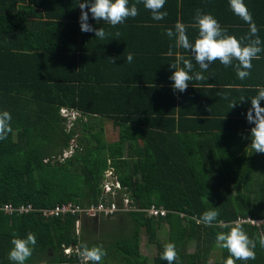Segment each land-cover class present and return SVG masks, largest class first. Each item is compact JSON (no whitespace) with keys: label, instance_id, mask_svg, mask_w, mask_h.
Here are the masks:
<instances>
[{"label":"trees","instance_id":"16d2710c","mask_svg":"<svg viewBox=\"0 0 264 264\" xmlns=\"http://www.w3.org/2000/svg\"><path fill=\"white\" fill-rule=\"evenodd\" d=\"M225 2L230 5L227 0L222 6ZM243 2L256 16L252 20L264 49V0ZM133 3L129 0V6ZM180 4L185 0H166L162 11L167 16L160 21L138 4L139 14L115 27L96 21L89 12L93 28L111 33L101 40L94 32L81 31L76 0H28L18 9L11 0H0V112L6 110L12 117V132L0 140V207L33 208L11 215L0 210V264H14L8 258L13 234L26 238L28 233L35 234L37 244L25 264H91L80 256L81 243L103 246L101 264H148L139 249L140 231L154 242L163 227L164 243L156 242L152 264H167L161 255L169 242L178 253L175 264H207L209 258V264H224L229 253L216 245V235L229 231L225 225L246 218L263 221L259 226L242 223L257 242L256 258L236 264H264L259 244L264 234V153L240 146V137L254 126L246 118L250 98L258 94L257 86L264 87V51L252 60L259 82L243 91L231 90L229 100L237 101V111L226 114L188 116L182 106L138 113V104L122 100L140 94V89L126 93L107 76L105 55L118 53L120 39L145 30L168 43L165 32L174 30L178 20L186 26L195 22V14L184 13L180 19L172 15L171 7ZM223 24L237 39L249 32L241 18ZM63 110L78 111L86 120L78 117L67 130ZM107 124L117 130L113 141L105 140ZM72 142V155L60 161ZM109 169L134 204L161 206L167 215L154 220L142 212L121 213L122 225L130 223L132 230L128 238L113 243L98 235L96 218L83 222L86 235H76L74 217L42 216V209L67 202L96 204ZM213 208L219 216L212 226L198 222ZM105 226L99 225L100 231ZM64 247L74 251L65 254Z\"/></svg>","mask_w":264,"mask_h":264},{"label":"clouds","instance_id":"9594fccd","mask_svg":"<svg viewBox=\"0 0 264 264\" xmlns=\"http://www.w3.org/2000/svg\"><path fill=\"white\" fill-rule=\"evenodd\" d=\"M165 2L166 0H135V3L129 6V0H76L81 10L79 18L81 31L94 32L95 37L101 40L106 39L111 33L101 27L98 29L93 28L88 23L89 12L96 21H104L115 27L122 24L129 17L135 18L139 14L138 4H143V7L150 11L153 20H163L167 16V12L162 11ZM229 4L233 13L249 24V32L246 36L237 39L235 36L228 35L227 30L223 29L211 14L203 13L199 9L196 11L194 17L195 23L192 25V27L198 28V36L194 43L190 41L187 34L188 26L179 21L175 24L174 30L172 28L166 30V36L170 39H175L176 47L191 51V57H194L195 62L201 70L193 73L192 60L178 56V62L170 65L171 68L175 69L170 76V80L174 82L172 84L174 91L178 90L183 93L188 88L190 81H204L206 77L203 73L209 69L210 64L217 60L225 68L233 65V61H236L234 67L238 78L244 80L249 77L252 60L259 59V53L264 51L261 47L262 41L258 36V29L252 20V14L243 0H229ZM116 35H119V32ZM172 54L170 48L168 55L171 56ZM132 60L133 55L128 53L126 55V62L131 63ZM180 61L183 62V67L178 66ZM112 62L114 63L113 60ZM190 73L192 74L190 75ZM257 92V95L250 98L251 108L248 109L246 115L247 121L254 125L250 129L251 144L249 147L256 153H264V107L261 106V101H264V87L257 86ZM223 98L229 100L227 95ZM244 100L245 98L241 97L240 101ZM236 104V100H229L228 106L232 109ZM77 115L74 116L72 122L77 119ZM11 120L12 117L8 111L0 112V140L6 139L8 134L12 132ZM69 150L71 154L63 157V154ZM65 152H63L61 158H68L72 155L71 146ZM218 216V211L213 208L205 211L198 222L203 223L205 226H212L217 221ZM225 227L229 228V231H221L216 235V245L226 249L229 253L224 264H236L238 260H255L257 242L248 236L242 226V222L237 220L229 225H225ZM11 244L13 247L9 251V260L14 262V264H25L32 256L37 239L34 233H28L26 238H19L13 234ZM259 244L264 248V236L259 238ZM70 249V253H72L74 248L70 247ZM105 255L106 250L102 245L92 247H89L86 243H81L80 245V256L86 262L101 264L102 258ZM161 259L167 261V264H175L178 260V253L174 243L169 242L164 246Z\"/></svg>","mask_w":264,"mask_h":264},{"label":"crops","instance_id":"0c3cea01","mask_svg":"<svg viewBox=\"0 0 264 264\" xmlns=\"http://www.w3.org/2000/svg\"><path fill=\"white\" fill-rule=\"evenodd\" d=\"M178 1L181 3L182 0ZM222 1L227 0H185L184 6L181 4L175 6V10L171 7V13L172 15L176 13L178 19H180L182 14H196L197 9H199L203 13L211 14L219 22L221 27L225 29V27H223V21H234V19H239L240 17L237 15L235 16L233 11L230 10V5H226V2L225 5L222 6ZM11 2L15 6V9H18L20 5L24 4L25 6L28 0H11ZM253 17L256 16H252V18ZM194 23L195 22L192 21L187 23V25H189L187 27V34L190 41L193 43L198 36V28L192 27ZM148 33L144 30L141 34L135 33L131 35L134 37H130V39H120L121 41L116 44V46L120 48L118 53L105 55L108 57L106 59L109 62V64L106 65L107 76L113 81V83H111L112 85L122 87L126 93H128L127 91L129 89L134 92L137 88L140 89V94L129 95L122 100L125 105L138 104L140 106V109H138L140 112L138 113H150L152 109H157L159 111L173 107L178 109L182 106V109L188 116H197L205 114L206 112L217 113L218 111L226 114L237 111V109L236 107L230 109L228 106L229 100H225L223 97L226 95L229 97L232 93L231 90H246L252 83H258L260 80L257 68L253 70V66L250 70L249 77L241 80L238 78L234 67L236 61H233V65L225 68L217 60L210 64L209 69L203 73L206 77L204 81L192 80L183 93L178 90L174 91L172 88L174 82L170 80V76L175 69L173 70L170 65L178 62V56H183L185 59L192 60L193 73L201 71L199 65L195 62L194 57H191L192 54L190 50L188 51L175 46L174 38L167 41L168 43H165L164 40H160L159 37H156L159 34H154L156 36H153V32ZM191 34H193V36H190ZM170 48L173 53L171 56L168 55ZM128 53L133 55L131 63L126 62V55ZM178 66L183 67V62L180 61ZM136 67H138V69H136ZM191 74L192 73H190V75ZM248 82L249 84H246ZM231 100H233V98ZM240 110L242 112L247 111L243 107H241ZM76 112L78 114L77 118L83 117L81 113L78 111ZM83 120L85 121L86 118L83 117ZM111 130L115 132L117 138V130L113 127ZM247 132L250 131L245 130V133L240 137V141H242L240 146H242L244 150L249 149V145L251 144L250 134Z\"/></svg>","mask_w":264,"mask_h":264},{"label":"built area","instance_id":"2783aa9c","mask_svg":"<svg viewBox=\"0 0 264 264\" xmlns=\"http://www.w3.org/2000/svg\"><path fill=\"white\" fill-rule=\"evenodd\" d=\"M64 117L68 118L69 128L72 126V120L77 113L68 114L65 110L62 111ZM70 150L63 154V157L69 156ZM100 188L102 190L101 196L96 204H89L81 206L73 202H67L64 204L56 205L51 208L42 209V216L45 218H65L71 216L75 218V233L80 232L83 220L94 218H111L120 213L129 212H142L148 219L158 220L164 218L167 215V211L161 206H155L151 204L146 207H139L134 204L125 189L121 186L118 179L113 173V169L106 170L104 172V179L101 182ZM5 214L11 215L12 213L21 214L23 212L28 213L33 211L31 205L13 207L10 204H5L0 207ZM242 223H249L251 225L259 226L263 223L260 220H253L251 218L239 219ZM70 248H65L64 253L69 254Z\"/></svg>","mask_w":264,"mask_h":264},{"label":"rangeland","instance_id":"374dc122","mask_svg":"<svg viewBox=\"0 0 264 264\" xmlns=\"http://www.w3.org/2000/svg\"><path fill=\"white\" fill-rule=\"evenodd\" d=\"M68 128H69V126H68V122H67V130H68ZM111 128L112 127L110 124H107L104 127V129L106 130V133H105V140L106 141H113L116 138L115 132L112 131ZM75 146H76V143L72 142L71 143L72 151H74ZM62 159H64V158H61L59 160L62 161ZM120 214H118L117 216H115L113 218H107V219L96 218L97 219L96 232H98V235L103 234V237L107 238V240H109L111 243H113L114 240H117L119 238H128L130 231L132 230V224L127 223L128 226L122 225V223H121L122 218H120ZM84 221H86V219ZM105 223H106L105 231H103V230L100 231L101 227H99V225L101 226V224H105ZM83 226H84V230L82 231L80 229L79 235H81V234L86 235L85 234L86 233V223H84ZM81 228H82V226H81ZM165 230H166V227H163V229L160 230L156 234L157 236H156V240L154 242H150L148 240V238H147V236L143 230L140 231L139 249H140L141 255L146 256L148 258V264H152V259L156 255V242L158 243L159 241L160 242L163 241L162 237H163V233ZM263 236H264V234H263ZM162 243H164V242H162ZM214 256H215V254H213V257ZM115 259H117V257H115ZM109 261H112V259L111 260L109 259ZM211 262H213L212 258H209V260L207 261V264H209ZM113 263H114V261H113Z\"/></svg>","mask_w":264,"mask_h":264}]
</instances>
